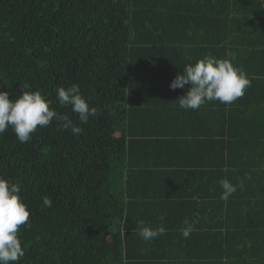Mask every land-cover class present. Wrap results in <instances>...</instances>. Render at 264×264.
Wrapping results in <instances>:
<instances>
[{"label":"trees","instance_id":"trees-1","mask_svg":"<svg viewBox=\"0 0 264 264\" xmlns=\"http://www.w3.org/2000/svg\"><path fill=\"white\" fill-rule=\"evenodd\" d=\"M205 56L251 87L180 109L191 85H169ZM73 84L97 108L84 124L57 99ZM21 89L82 132L0 134V177L30 210L16 264H264V0H0V91ZM138 221L166 232L146 242Z\"/></svg>","mask_w":264,"mask_h":264},{"label":"clouds","instance_id":"clouds-1","mask_svg":"<svg viewBox=\"0 0 264 264\" xmlns=\"http://www.w3.org/2000/svg\"><path fill=\"white\" fill-rule=\"evenodd\" d=\"M234 59V58H233ZM191 85L185 95L181 96L179 108L196 110L208 101H219L231 104L245 95L252 81L241 67H236L231 60L217 59L205 56L195 64H188L172 80L171 90L184 89ZM25 84L24 89H29ZM17 99H10L9 93L0 91V134L11 128L21 143L32 138L38 126L47 127L53 120L58 122L61 129L71 128L74 134H80L82 128L74 125L67 115L58 113L51 108V101L40 91L20 90ZM57 99L60 104L71 106L74 113L78 114L80 123H87L89 117L97 115V108L90 106L89 102L80 94L79 85L73 84L68 88L57 89ZM223 192L221 199H228L237 191L227 179L220 181ZM243 188V183L240 184ZM20 188L16 183L0 177V264H16L25 255L24 247L18 238L21 226L31 227L30 210L20 198ZM43 205L52 206L48 197L43 198ZM163 220V217H161ZM184 228L180 229L187 238L193 231V225L186 219ZM139 236L146 242L165 234L166 229L161 225L158 228L146 226L144 221H138Z\"/></svg>","mask_w":264,"mask_h":264}]
</instances>
